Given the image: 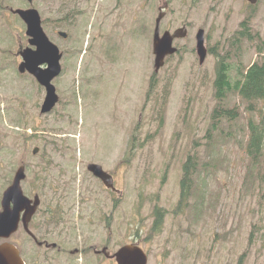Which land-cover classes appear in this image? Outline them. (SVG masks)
<instances>
[{
	"label": "rangeland",
	"instance_id": "rangeland-1",
	"mask_svg": "<svg viewBox=\"0 0 264 264\" xmlns=\"http://www.w3.org/2000/svg\"><path fill=\"white\" fill-rule=\"evenodd\" d=\"M166 5L161 34L186 27L188 35L174 41L179 51L167 58L147 100L155 21ZM34 7L65 53L54 81L60 102L42 114L45 90L19 74L18 65L0 66V163L10 162L13 172L26 165L23 189L42 201L35 232L55 226V200H62L66 259L52 253L45 264H115L93 252L107 241L112 253L125 244L142 246L148 264H264V155L255 164L246 149L256 114L235 95L229 105L239 106L240 118L210 131L217 59L208 54L200 66L194 52L196 33L204 29L207 48L241 54L235 60L245 66L260 60L264 0L256 6L246 0H34ZM246 18L258 39L235 49V32ZM18 42L11 28L0 45L14 50ZM111 43L117 47L113 61ZM138 125L134 150L128 143ZM189 156L196 173L182 204V166ZM89 163L115 173L121 202L88 172ZM6 181L0 171V191ZM156 206L166 215L161 232L153 234ZM24 240L21 229L9 241L21 248ZM74 250L79 254L71 255Z\"/></svg>",
	"mask_w": 264,
	"mask_h": 264
},
{
	"label": "water",
	"instance_id": "water-1",
	"mask_svg": "<svg viewBox=\"0 0 264 264\" xmlns=\"http://www.w3.org/2000/svg\"><path fill=\"white\" fill-rule=\"evenodd\" d=\"M250 4L255 5L258 0H247ZM28 25L27 34L32 37L30 43L37 49L28 50L23 53L24 63L20 65V72L28 69L46 88V96L41 109L42 114L51 112L59 101L56 88L52 81L61 73L62 53L60 49L49 41L41 28L39 14L36 10L17 11ZM161 14L156 20L154 32L153 51L155 54V71L158 72L165 64V58L174 54L177 49L173 47L175 38L186 36V29L177 30L170 34L165 32L160 36V22L163 18ZM66 37V34H62ZM197 45L196 53L199 57L200 64H204L208 50L205 45V31L200 29L196 35ZM43 64L47 65L45 69L40 68ZM38 149H35L37 152ZM96 177L100 178L105 186L114 189L112 176L103 171L102 167L97 164H91L88 167ZM26 178L24 167L20 168L15 175L13 184L4 192L2 198V212L0 213V240L7 239L18 229L21 221V214L24 212L22 221L25 228L28 227L29 221L36 212L40 199L35 197L34 202L27 198L21 188V182ZM106 256L109 253L104 250ZM118 264H147L148 257L146 253L137 245H126L122 247L114 256ZM0 264H23L19 256V251L10 243L0 244Z\"/></svg>",
	"mask_w": 264,
	"mask_h": 264
},
{
	"label": "trees",
	"instance_id": "trees-1",
	"mask_svg": "<svg viewBox=\"0 0 264 264\" xmlns=\"http://www.w3.org/2000/svg\"><path fill=\"white\" fill-rule=\"evenodd\" d=\"M251 25L249 18H246L240 25L234 43L235 49H240L245 39L252 40ZM258 39V37H257ZM218 47H209V54L216 57L215 80H214V96L219 104L215 107L212 114V124L210 131L218 130L223 127L225 122L231 123L238 120L242 114L239 106L229 105L235 95H239L245 103V109L250 114H257L259 121L254 120L251 116L249 119L250 138L247 144V153L255 164L264 155V46L259 45L258 50L262 54V59L256 61L251 66H245L242 62L236 61L235 58L241 54L230 55L227 51L225 54L217 51ZM235 64V66L233 65ZM157 76L153 74L152 82L147 95H150L154 87L158 86ZM239 117V118H238ZM259 122V123H258ZM139 125L135 128L130 143L138 140ZM191 160L184 166V177L182 181V193L180 201L182 204L188 200V192L191 181ZM159 207L155 208V222L152 226V233L161 232L164 226V215ZM164 214V215H163Z\"/></svg>",
	"mask_w": 264,
	"mask_h": 264
},
{
	"label": "flooded vegetation",
	"instance_id": "flooded-vegetation-1",
	"mask_svg": "<svg viewBox=\"0 0 264 264\" xmlns=\"http://www.w3.org/2000/svg\"><path fill=\"white\" fill-rule=\"evenodd\" d=\"M4 16L8 17V19L0 20V43L3 42L1 38L2 37L1 34L3 33L2 29L4 28L6 21H16L18 23L21 22L16 17L10 18V16L6 14L5 11H4ZM5 47L8 46L0 45V66L2 68H6L7 66L10 65H18L22 61L19 52L21 51V49L24 48L23 42L19 44L17 47H15L14 50L4 49ZM26 47L27 46L25 45V48ZM3 63L6 64L2 65ZM21 166H26V165L21 164ZM17 170H15L14 172L12 171V168L10 167V162L4 165L0 163V171H5L7 174L8 183L5 190L13 183L14 176ZM24 193L26 194L25 191ZM54 225L57 226L56 229H52L51 228L52 224H49V228L46 231L44 230V227H42L41 232L37 233L33 230L34 226L33 224H31L29 231H25V230L22 231L26 240H24L22 243L21 258L25 262V264H32L33 261L35 260H40V264H45L46 257H50L52 253L54 254L53 256L54 258L66 259V251L68 249L66 246L69 239L62 237L64 233L60 231V228L61 226H63L67 231V227L63 222H57ZM89 239L90 238H88V240ZM78 252H79L78 250L70 251L71 255H77Z\"/></svg>",
	"mask_w": 264,
	"mask_h": 264
}]
</instances>
